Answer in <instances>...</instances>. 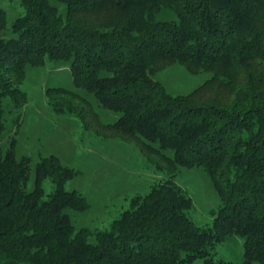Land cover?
I'll return each mask as SVG.
<instances>
[{"label": "trees", "instance_id": "trees-1", "mask_svg": "<svg viewBox=\"0 0 264 264\" xmlns=\"http://www.w3.org/2000/svg\"><path fill=\"white\" fill-rule=\"evenodd\" d=\"M56 1L64 14L51 0H20L8 38L0 7V264H233L215 257L233 235L244 240L240 264H264V0ZM161 10L176 18L157 19ZM47 60L68 63L74 87L119 117L103 123L86 96L62 86L45 90L53 111L136 143L167 175L108 228L73 224L68 210L89 207L65 187L73 168L41 157L29 189L30 158L16 157L14 137L2 147L3 100L23 108L26 68ZM173 63L211 77L171 94L153 75ZM180 167L212 178L221 205L209 226L189 216L192 198L174 181Z\"/></svg>", "mask_w": 264, "mask_h": 264}, {"label": "rangeland", "instance_id": "rangeland-1", "mask_svg": "<svg viewBox=\"0 0 264 264\" xmlns=\"http://www.w3.org/2000/svg\"><path fill=\"white\" fill-rule=\"evenodd\" d=\"M59 12H65L62 4ZM0 7L6 12V28L3 37L11 36V24L22 14L20 0H0ZM157 19L176 18V15L161 10ZM153 77L159 80L171 94H188L211 77L208 71L188 72L180 63H173L158 71ZM62 86L86 96L93 104L103 123H112L119 114L98 105L94 97L82 89H76L68 63L47 60L43 66H27L25 78L20 88L26 93L23 108H13L8 98L3 100L6 132L1 141L6 148L12 137L16 138L15 152L30 158V179L28 188H33L34 167L41 157L54 155L59 161L77 173L66 182L68 190H76L89 203L85 211L68 210L77 229L86 227L91 231L108 228L120 213L129 207L130 198L145 194L150 186L167 177L155 170L146 161L136 143L121 138H103L85 130L75 116L59 113L51 109L47 102V87ZM19 120L16 122L17 114ZM192 198L193 206L189 216L198 226H209L221 199L212 178L200 167H180L174 177ZM46 195L53 190L50 179L44 181ZM89 240L94 241L91 236ZM243 238L233 235L218 244L215 257L240 264L243 255ZM197 259L190 264H201Z\"/></svg>", "mask_w": 264, "mask_h": 264}]
</instances>
